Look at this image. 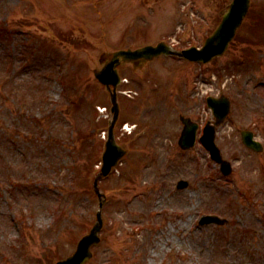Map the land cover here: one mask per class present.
<instances>
[{
  "label": "rangeland",
  "instance_id": "rangeland-1",
  "mask_svg": "<svg viewBox=\"0 0 264 264\" xmlns=\"http://www.w3.org/2000/svg\"><path fill=\"white\" fill-rule=\"evenodd\" d=\"M227 1L0 0L9 21L0 43V79L9 81L0 87V264L63 259L96 220L90 173L111 114L93 77L100 55L161 40L199 47ZM118 71L129 81L118 90L133 93L118 91L114 128L127 154L99 181L104 224L87 264H264V151H249L239 135L254 130L264 145V0L223 57L160 56ZM206 93L231 101L215 139L232 165L228 176L199 141L187 152L177 145L179 116L213 119ZM11 179L41 184L8 193ZM180 179L187 188H175ZM209 212L228 223L200 225Z\"/></svg>",
  "mask_w": 264,
  "mask_h": 264
},
{
  "label": "water",
  "instance_id": "water-1",
  "mask_svg": "<svg viewBox=\"0 0 264 264\" xmlns=\"http://www.w3.org/2000/svg\"><path fill=\"white\" fill-rule=\"evenodd\" d=\"M249 1L250 0H233L227 8V11L224 13L221 23L218 26V28L214 31V33L205 41L204 47L201 50H195V49H189L186 52H184V55L186 58L190 60H200L202 62H207L211 60L215 56H220L224 53L226 48L228 47L229 42L234 37L235 31L238 28V26L241 24L244 16L247 13L248 7H249ZM160 52H169L162 44H159L157 47L153 48L151 46L145 47L142 49H138L136 51H124V52H116L113 53L110 59V62L99 72L95 73V76L98 78L99 81L105 84L109 83H115V80L117 78V75L115 71L113 70V67L117 65L120 62V59L122 60H131L136 59L140 57L145 58H152L153 56H156ZM111 101H112V112L114 114L113 120L109 127V139L106 143V151L103 156V167H102V174L106 175L111 166L116 164L117 160L125 154V151L121 149L118 145L115 144L113 133H112V127L113 124L117 118L118 113V104L116 101V96L114 91L111 92ZM214 102V103H213ZM224 102L227 107H225L224 112L222 115H219V113H216L217 111V104ZM216 103V104H215ZM210 106H212L215 116L217 117L216 123H219L223 120L225 115L228 113V102L224 99H211L209 101ZM184 129L182 132L181 139L179 141V144L182 148H186L188 146H191L194 139V129H191V125L188 124L185 120H183ZM244 143L256 150H261L260 145L253 142L251 140V135L249 134L247 138L243 139ZM202 142L205 144V146L211 151V156L214 160L221 163V169L225 174H228L230 172V168L228 166V163L223 162L220 158L218 149L214 146L213 143V128L209 127L204 130V136L202 138ZM97 181H95V187H96ZM180 187H183L186 185V183L179 182L178 184ZM97 191V189H96ZM98 193V192H97ZM99 197L101 196L98 193ZM97 223L92 228L91 232L83 237L80 242L78 243L76 252L67 258L64 261L58 262L57 264H84L90 256V247L94 243H97L99 241V238L97 236V233L100 230L101 227V218L100 213L97 214Z\"/></svg>",
  "mask_w": 264,
  "mask_h": 264
}]
</instances>
